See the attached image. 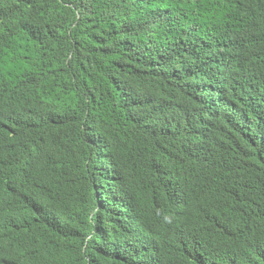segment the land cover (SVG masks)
<instances>
[{
    "label": "trees",
    "instance_id": "16d2710c",
    "mask_svg": "<svg viewBox=\"0 0 264 264\" xmlns=\"http://www.w3.org/2000/svg\"><path fill=\"white\" fill-rule=\"evenodd\" d=\"M0 264H264V0H0Z\"/></svg>",
    "mask_w": 264,
    "mask_h": 264
}]
</instances>
